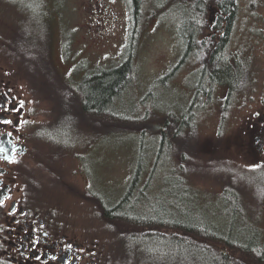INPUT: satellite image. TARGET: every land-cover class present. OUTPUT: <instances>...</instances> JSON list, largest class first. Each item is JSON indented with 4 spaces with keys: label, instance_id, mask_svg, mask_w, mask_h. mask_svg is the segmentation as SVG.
Listing matches in <instances>:
<instances>
[{
    "label": "rangeland",
    "instance_id": "rangeland-1",
    "mask_svg": "<svg viewBox=\"0 0 264 264\" xmlns=\"http://www.w3.org/2000/svg\"><path fill=\"white\" fill-rule=\"evenodd\" d=\"M249 1H242L230 48L223 54L228 63L264 62L255 37L264 32V0ZM205 2L216 5L217 0ZM191 15L200 21L202 34L187 55L182 27ZM210 17L202 0H138L135 9L133 0H0V70L10 66V56L19 95L35 106L36 125L48 126V147L69 145L81 156L79 161L59 153L56 163L71 169L81 164L75 185L66 181L75 193L62 186L61 193L47 191L45 199L97 237L109 264H190L177 259L163 239L128 235L133 227L105 216L127 192L141 159L145 164L136 189L144 193H134L131 209L137 207L144 216L162 208L177 218L193 204L182 199L183 184L196 191V202L204 201L209 220L224 233L232 226L245 227L264 239V164L257 166L256 157L240 147L232 111L253 104V87L243 72L238 86L215 85L206 98L194 94L210 80ZM253 46L256 52H250ZM127 58L132 68L121 82L128 83L109 105L91 109L81 73L99 76ZM254 72L258 99L264 69ZM104 79L114 83L116 78ZM237 91L246 92L240 101ZM54 168L59 174L61 168ZM50 178L58 187L63 184L52 173ZM237 205L245 218L229 212ZM209 245L227 253L223 246ZM251 255H236L232 261L259 264Z\"/></svg>",
    "mask_w": 264,
    "mask_h": 264
},
{
    "label": "flooded vegetation",
    "instance_id": "flooded-vegetation-1",
    "mask_svg": "<svg viewBox=\"0 0 264 264\" xmlns=\"http://www.w3.org/2000/svg\"><path fill=\"white\" fill-rule=\"evenodd\" d=\"M242 1L217 0L214 3L216 5H213L202 0L203 6L208 7L211 16V31L206 33V38L211 42L206 46L207 52L211 53L206 78L210 79L209 73L216 65H229L240 75L236 82L238 86L244 76L241 73L245 72L243 79L253 87L249 93L254 102L249 104L247 109L243 110L239 105L232 111L235 112V124L238 128L237 142L248 154L256 157V165L260 166L264 164V89L257 99L258 91H254L259 79L255 77L254 68L264 69V62L236 60L228 63L223 59V54L230 48L234 36ZM256 1L251 0L249 3ZM186 20L192 23L194 41L191 49H187V44L185 46V54L188 55L197 46L202 33L198 34L201 23L195 16L191 15ZM255 37L263 54L264 32L260 31ZM256 48L253 46L250 52H256ZM8 58L10 61H6L10 66L0 70V264H109L107 250L98 242L97 237L82 229L62 207L45 199L47 191L52 190L51 193L58 194L62 192V186L68 193H75V186L72 187L66 181H72L75 185L80 177L81 164L78 162L71 169L56 163L59 162V153L73 155L74 160L80 161V152L77 148H74L73 153L70 152L69 145L48 147V126L36 125L35 106L29 101H24L22 95H19L16 67L14 63L13 67L11 66L12 58ZM81 75H84L81 81L87 78L84 82L98 76L86 71ZM201 85L200 89H194V94L202 93L206 98L211 95L213 87L219 84L211 85L208 82ZM223 85L220 86L225 88ZM236 94L240 101L241 95L246 92L239 91ZM230 95L231 92L228 98ZM228 98L224 99V102H227ZM232 111H227V115ZM51 165L53 168H61L59 174L54 170L57 168L53 169ZM50 173L55 179L63 182L60 187L50 180ZM44 181L49 185L44 184ZM236 207L233 208L234 211H237L239 205Z\"/></svg>",
    "mask_w": 264,
    "mask_h": 264
},
{
    "label": "trees",
    "instance_id": "trees-1",
    "mask_svg": "<svg viewBox=\"0 0 264 264\" xmlns=\"http://www.w3.org/2000/svg\"><path fill=\"white\" fill-rule=\"evenodd\" d=\"M137 3L138 0H133L134 9L137 7ZM199 10H201L200 7ZM191 25V22L184 20L182 36L188 45L187 49H191V44L194 42ZM131 68V60L127 58L114 70L87 80L83 87L85 98H87L90 108L93 109L99 106L106 107L109 105V102H111L126 85L128 79L124 82L121 81H123L126 76L128 77ZM209 74V83L211 85L217 83L225 84L229 85L231 88L240 78V75H237V72L229 65H216ZM241 75H243V72ZM113 76L116 78L114 83L113 81L109 82V80L104 79ZM95 97H98L96 101ZM144 164L145 162L141 159L135 170L134 179L128 187L127 192L118 204L112 209L105 211L106 218L111 217L121 220L133 227V229H135L134 233L136 234L131 232L128 235H146L160 238L161 240L163 239L166 243L163 245L166 248L173 249V253L177 255V259L186 260L190 264H239L238 262H233L232 258L236 255H251V253L258 257L257 260L259 264L264 263V244L261 243L263 238L261 234L256 237L252 230V232L249 233L247 232L248 230H245L247 229L245 227L238 228L237 230L234 226L229 230L226 229L224 233L220 227L215 226L211 220H209L208 214L205 213L206 209L203 207L205 205V203L203 204L204 201L202 203L196 202L198 199L196 191L191 188H189L191 191L185 190V186L181 183V189L183 190L182 199L188 198L187 200H192L193 204L191 205V209L182 212L177 218L162 208L147 211L148 213L152 212V214L144 216H142L143 213L136 211L139 210L137 207L135 208L136 210L131 209L130 202L135 195L134 193H144L142 189H136V183ZM233 211L234 210L231 209L229 210L231 215H238L237 211ZM161 230H167L174 234L171 233L172 235L169 237H159L157 232ZM259 236L261 239H258L260 238ZM209 243L219 247L223 246L227 253L213 251L214 249ZM241 264L244 263L241 262Z\"/></svg>",
    "mask_w": 264,
    "mask_h": 264
},
{
    "label": "bare ground",
    "instance_id": "bare-ground-1",
    "mask_svg": "<svg viewBox=\"0 0 264 264\" xmlns=\"http://www.w3.org/2000/svg\"><path fill=\"white\" fill-rule=\"evenodd\" d=\"M128 83V81L126 82V84ZM239 214V216L240 217H244L245 218V213L243 214V213H238ZM243 225H245V226H248L246 223H245V221H243ZM221 229V228H220ZM238 229V228H237ZM222 230V229H221ZM224 231V230H223ZM262 244H264V239L262 238Z\"/></svg>",
    "mask_w": 264,
    "mask_h": 264
},
{
    "label": "snow or ice",
    "instance_id": "snow-or-ice-1",
    "mask_svg": "<svg viewBox=\"0 0 264 264\" xmlns=\"http://www.w3.org/2000/svg\"><path fill=\"white\" fill-rule=\"evenodd\" d=\"M6 123H11V121H6Z\"/></svg>",
    "mask_w": 264,
    "mask_h": 264
}]
</instances>
